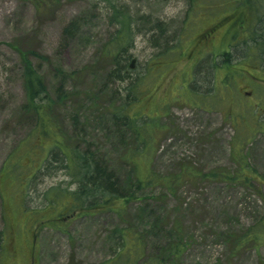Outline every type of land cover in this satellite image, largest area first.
<instances>
[{"label": "rangeland", "instance_id": "rangeland-1", "mask_svg": "<svg viewBox=\"0 0 264 264\" xmlns=\"http://www.w3.org/2000/svg\"><path fill=\"white\" fill-rule=\"evenodd\" d=\"M198 1H112L132 16L134 31L128 63L135 60V66L128 67L122 81L103 55L119 28L108 1L46 0L37 8L30 0H0V244L2 231L5 236L0 264H105L123 248L122 228L132 229L145 242L137 264L150 255L165 264H264V244L236 247L240 237L264 219V184L204 176L211 170L238 168L232 147L238 127L225 112L264 102V71L238 62L247 51V44L239 42L231 48L235 65L230 66L238 73L230 77L228 91L220 90L219 77H225L227 69L217 65L223 58L214 54L208 40L217 33L222 38L237 21L227 7L233 0ZM207 1L211 8L201 11ZM229 11L232 17L202 35ZM73 22L76 26L69 29ZM174 46L179 49L172 53ZM23 50L37 53L31 59L53 98L50 112L56 128L70 145L102 159L118 176L122 190L135 196L121 215L113 209L72 217L65 212L64 230L36 225L45 220L34 209L48 204L46 191L52 186L75 190L77 184L61 162L44 163L26 188L27 173L2 172L11 153L26 154L22 150L29 143H24L35 138L38 124L23 108ZM138 76L144 83L134 108L159 117L152 123L155 152L150 167L168 177V184L139 190L131 185V165L123 159L135 144L133 134L112 118L129 100L127 82ZM215 82L220 96H212L218 99L211 108L201 103L211 97L208 90ZM186 94L199 103L187 102ZM52 140L38 132L37 146L27 155L39 156L40 147ZM245 146L250 164L264 179V131ZM64 206L50 209L49 219L58 222L55 217ZM177 240L184 241V252L176 258L167 248Z\"/></svg>", "mask_w": 264, "mask_h": 264}, {"label": "trees", "instance_id": "trees-1", "mask_svg": "<svg viewBox=\"0 0 264 264\" xmlns=\"http://www.w3.org/2000/svg\"><path fill=\"white\" fill-rule=\"evenodd\" d=\"M36 4L39 8L44 4L46 0H30ZM51 2L59 0H50ZM113 5L114 16L119 24V28L115 31L114 36L103 47V55L110 61H112L115 67L116 74L122 81H126L128 76V67L131 64L128 63V59L131 57L129 51L133 45L134 31L132 26V16L128 12H123L118 5L112 2L113 0H105ZM197 3H200L196 0ZM214 1V0H213ZM222 1V0H218ZM210 1L204 2L201 11H206L211 8L208 5ZM232 9V13L237 17V21L232 24L224 33L222 38L219 33L218 37H213L208 40L216 55L219 52L223 58L222 65L217 64L219 67H225L227 69L225 77H219V88L223 91H228L231 87L230 77L235 76L237 71L231 69V65H235L231 48L235 47L239 42H245L247 44V51L244 56L239 57L238 62L244 60L245 62L257 65L264 71V0H233V2L227 5ZM209 8V9H208ZM226 8V7H225ZM231 12L226 17L216 22L213 26V30L222 25L228 20ZM238 14V16H237ZM256 18H253L255 17ZM246 21V22H245ZM76 26L73 22L68 27L69 29ZM66 32H68V30ZM212 30V31H213ZM207 31V30H206ZM204 30L202 35H210V32ZM219 39V46L216 45V41ZM207 42V43H208ZM178 46L171 48L172 53L176 52ZM22 55L23 62V76H24V88L26 103L23 105L24 110L28 111L32 115L37 117L38 124L35 128V138L40 132L44 139L48 140L50 137L53 140L48 146H41L39 156H28L29 148L34 149L35 138L31 141H27L25 144L29 145L24 151L26 154L21 156L20 153H11L3 166L2 172L6 170L13 171L14 175L22 176L28 174L27 181L24 182L22 188H26L29 180L42 168L44 163L51 166L53 162H61L59 166L63 169L66 168L68 174L72 177V184H77L75 190L62 189L59 186H52L46 191V198L48 204L41 210H35L42 213V223L37 220L36 225L43 224L44 226L63 228V215L66 214L72 216L87 215L90 213H96L99 211H105L113 209L120 213V215L126 211L127 205L135 196L130 194V191L122 190L120 186L118 176L113 170L109 169L103 160L98 158L89 151H82L78 145H70L62 131L56 128V123L51 117V106L53 98L49 95L48 87L46 86L44 76L40 74L36 66L33 65L32 55H36L34 51L23 50L19 51ZM237 64V63H236ZM216 65V66H217ZM115 74V75H116ZM261 80V79H260ZM129 100L121 107H118L112 114L115 122L122 124L125 129L133 134L132 138L135 141L133 148L128 146L126 154L123 159L125 162L131 165V185H134L136 189H142L149 185H161L162 183L168 184V177L161 176L155 173L150 167L152 164V158L155 150H153L154 141V128L152 123L158 121L159 117H150L145 115L144 111L134 108V104L138 103L142 97V85L143 77L130 78L127 82ZM264 85V84H263ZM262 85V86H263ZM226 88V89H225ZM220 90L216 91V82L213 88L208 90L211 95L210 98L202 100L203 105H209L211 108L216 106L213 100L218 99L220 96ZM214 92V93H213ZM186 101H191L196 105L199 100L192 95L186 94ZM217 96V97H212ZM264 96V95H263ZM133 104V106H131ZM120 108V109H119ZM226 117L232 119L233 123L238 127V132L233 139V153L234 158L237 160L238 168L233 172L221 171L217 172L211 170L209 173H204L207 178H218L220 180H228L231 182L241 181L245 183H251L252 181L259 180L264 184L263 176L259 174L257 168H253L247 157L245 151L246 143L254 139L258 132L264 131V102L258 103V106L242 107V109L226 111ZM156 124V123H155ZM24 158L29 159L28 164L24 163ZM167 178V179H166ZM168 187L172 190L171 186ZM264 197V195H263ZM66 204L62 212L55 218L58 222L49 219V210L58 204ZM48 211V214H45ZM47 222V223H46ZM50 223V224H48ZM120 231V239H122L123 248L117 253L115 257L107 261L105 264H137V262L144 255L142 252L145 248V242L139 239L133 230L130 228H122ZM2 241L0 248L4 244V232L2 231ZM184 241L177 240L168 244L167 252L174 257H179L184 251ZM259 246L264 244V219L258 226L251 227L244 236L240 237V242L236 247L240 248L248 245ZM1 253V252H0ZM3 253V252H2ZM6 254V252H4ZM142 264H165L163 258L156 259L153 256H147Z\"/></svg>", "mask_w": 264, "mask_h": 264}, {"label": "flooded vegetation", "instance_id": "flooded-vegetation-1", "mask_svg": "<svg viewBox=\"0 0 264 264\" xmlns=\"http://www.w3.org/2000/svg\"><path fill=\"white\" fill-rule=\"evenodd\" d=\"M207 30V31H206ZM213 30V27H209V28H207V29H205V31L206 32H210V31H212ZM218 37V35H216V38Z\"/></svg>", "mask_w": 264, "mask_h": 264}, {"label": "water", "instance_id": "water-1", "mask_svg": "<svg viewBox=\"0 0 264 264\" xmlns=\"http://www.w3.org/2000/svg\"><path fill=\"white\" fill-rule=\"evenodd\" d=\"M134 66H135V60H133L131 63V67H134Z\"/></svg>", "mask_w": 264, "mask_h": 264}]
</instances>
